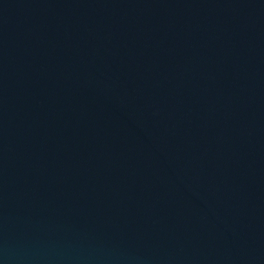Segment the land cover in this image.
<instances>
[{
  "label": "water",
  "instance_id": "95a60500",
  "mask_svg": "<svg viewBox=\"0 0 264 264\" xmlns=\"http://www.w3.org/2000/svg\"><path fill=\"white\" fill-rule=\"evenodd\" d=\"M0 264H264V0H0Z\"/></svg>",
  "mask_w": 264,
  "mask_h": 264
}]
</instances>
